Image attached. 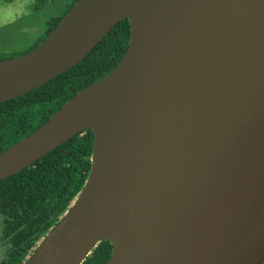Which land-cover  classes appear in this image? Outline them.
I'll list each match as a JSON object with an SVG mask.
<instances>
[{"label": "water", "instance_id": "water-1", "mask_svg": "<svg viewBox=\"0 0 264 264\" xmlns=\"http://www.w3.org/2000/svg\"><path fill=\"white\" fill-rule=\"evenodd\" d=\"M116 66L0 151V179L83 130L90 170L23 264L264 263V0H76L0 59V101L80 62L122 19Z\"/></svg>", "mask_w": 264, "mask_h": 264}, {"label": "trees", "instance_id": "trees-1", "mask_svg": "<svg viewBox=\"0 0 264 264\" xmlns=\"http://www.w3.org/2000/svg\"><path fill=\"white\" fill-rule=\"evenodd\" d=\"M75 1L46 23L42 38L24 51L11 55L0 52V59L36 46ZM129 36V22L124 18L80 62L29 92L0 101V151L30 134L76 92L116 66L124 56ZM92 142L91 130H83L30 166L0 179L5 264H23L77 197L89 174ZM111 249L110 242L102 240L81 264H105Z\"/></svg>", "mask_w": 264, "mask_h": 264}, {"label": "rangeland", "instance_id": "rangeland-1", "mask_svg": "<svg viewBox=\"0 0 264 264\" xmlns=\"http://www.w3.org/2000/svg\"><path fill=\"white\" fill-rule=\"evenodd\" d=\"M73 0H0V52L18 53L44 36L46 23L63 14ZM3 217L0 214V251Z\"/></svg>", "mask_w": 264, "mask_h": 264}, {"label": "flooded vegetation", "instance_id": "flooded-vegetation-1", "mask_svg": "<svg viewBox=\"0 0 264 264\" xmlns=\"http://www.w3.org/2000/svg\"><path fill=\"white\" fill-rule=\"evenodd\" d=\"M1 245H3L4 249H5V253H1L0 251V264H5V258H6V245L3 244V242L1 241Z\"/></svg>", "mask_w": 264, "mask_h": 264}]
</instances>
